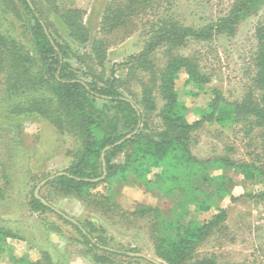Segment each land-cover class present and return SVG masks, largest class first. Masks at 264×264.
Wrapping results in <instances>:
<instances>
[{
    "label": "trees",
    "instance_id": "obj_1",
    "mask_svg": "<svg viewBox=\"0 0 264 264\" xmlns=\"http://www.w3.org/2000/svg\"><path fill=\"white\" fill-rule=\"evenodd\" d=\"M16 1L29 17L36 55L1 31L0 18V82L3 81L7 97L15 100L5 113L9 122L0 126V133L21 135L25 118L45 121L58 135L68 136L73 142L68 150L70 166L45 176V188L63 197L74 196L92 212L108 216L122 211L117 199L123 188L141 186L158 198L171 201L168 214L151 206L136 208L129 214L150 218L148 233L156 257L164 264H219L215 254H203L200 249L216 235L225 236L228 230V208H222L221 202L228 199L231 204L245 196L264 209V188L234 197L236 181L225 176L232 172L241 182L264 186V17L254 29L255 46L250 60L253 74L241 97L230 101L219 89L210 88L208 103L193 110V122L187 120L188 109L180 95L198 97L211 78L195 56L176 52L191 42H207L219 34L232 35L242 21L264 14V0H233L224 15L202 25L185 24L174 11L173 0H110L100 20L102 36L145 18L147 40L143 50L126 63L127 80L136 81L141 88L142 110L119 92L125 81L114 75L102 85L80 79L67 61V40L52 34L48 21L32 0L29 2L33 8L27 0ZM45 2L49 13L63 25L67 39L80 46L91 43V55L103 60L106 44L92 37L84 23L85 12L64 5V0ZM14 3L15 0H0V7L10 10ZM157 51L164 53L162 66L155 63ZM177 81L183 82L181 91L176 88ZM157 101L162 103L160 107ZM98 102L102 103L101 108L97 107ZM152 114L158 126L147 128L145 115ZM14 119L18 123L10 122ZM203 127H214L218 135L238 127L246 137L258 133L259 146L249 153V161H234L226 155L200 160L192 154L191 145L194 134ZM106 147L110 148L104 153L105 177L101 179V154ZM120 154L123 160L115 162ZM1 175L6 187L9 180L5 173ZM5 191L0 186V203L6 198ZM45 201L50 203L46 197ZM28 205L33 211L54 214L70 225L85 245L106 256L95 255V263L122 264L112 259H134L128 255L131 252L121 253L94 243L83 225L44 206L33 193ZM201 214L209 218L199 220ZM10 240L20 237L0 215V259L5 257L11 264H64L53 262L47 252H42L37 261L17 258L8 244Z\"/></svg>",
    "mask_w": 264,
    "mask_h": 264
},
{
    "label": "rangeland",
    "instance_id": "obj_2",
    "mask_svg": "<svg viewBox=\"0 0 264 264\" xmlns=\"http://www.w3.org/2000/svg\"><path fill=\"white\" fill-rule=\"evenodd\" d=\"M32 1L43 18L48 21L52 34L57 39L60 37L59 40L65 39L69 43L70 52L67 61L80 79L87 83L96 82L102 85L111 79V75H114L117 79L125 81V85L119 89V92L137 104L141 110L143 109L140 103L141 88L136 81L127 80L126 63L130 57L142 52L147 40L143 29L144 17L137 18L131 25L112 35L102 36L99 32L100 20L110 0H64V5L73 6L85 12L84 23L92 37L105 42L106 52L103 60L100 61L91 55V43L80 46L67 39L63 25L49 13L46 0ZM232 1L173 0L171 3H173L174 11L181 20L185 21V24L202 25L224 15ZM14 5V8L10 10L0 7L1 31L11 36L35 56L28 27L29 17L18 1L15 0ZM263 17L264 14L261 12L238 24L230 36L219 34L207 42H191L186 48L176 52L183 56H195L204 72L211 78L210 84L199 93L198 97L180 95L188 109L189 122L196 120L193 110L208 103L210 88L219 89L230 101L241 97L244 87L248 85L253 74L250 60L255 46L254 29ZM155 55V63L162 66L163 51H157ZM176 88L181 91L183 82L177 81ZM7 96L1 81L0 126L9 122L5 113L9 105L15 103V100ZM101 104L98 102L97 107L101 108ZM161 104L157 101L158 107ZM10 122L18 123V120L14 119ZM145 122L147 128L158 126L155 114L145 115ZM258 137V133L246 137L240 127L221 135H218L214 127H203L194 134L191 152L200 160L226 155L234 161H249L251 158L249 153L256 151L259 146ZM72 146L73 142L68 136L58 135L48 123L39 118L23 119L21 135H16L15 132L0 133V186L6 190V198L0 203V215L6 222V226L20 237V240L8 241L12 254L17 258L24 256L31 261H37L41 258L42 252H47L53 262L64 264H97L94 261L95 255L105 256L85 245L77 232L54 214L39 213L30 209L28 205L30 195L34 194L35 189L39 187V196L43 200L45 197L48 198L50 206L67 218L83 225L90 233L88 237L92 238L94 243L121 253H141L162 262L154 253V244L148 233L150 218L148 216L135 218L129 214L142 206L157 207L164 214H168L171 208L169 199L158 198L141 186L123 188L117 199L122 211H117L115 215L104 216L101 213L92 212L74 196L63 197L45 188L44 185L41 186L45 176L62 172L70 166L71 158L68 156V150ZM122 160L123 154H120L114 161ZM2 173H5L9 180L6 187ZM225 176L232 177L236 181L232 191L234 197L250 192L257 193L264 188L259 183L241 182L232 172H226ZM222 206L224 208L231 206L227 221L228 230L225 236L216 235L200 249V252L208 255L215 254L219 264L224 262L264 264V209L262 206L248 200L245 196L242 200L231 204L228 199H224ZM198 218L203 221L209 216L201 214ZM112 260L122 264L149 263L136 257L131 260L123 257ZM0 264L11 263L4 257L0 259Z\"/></svg>",
    "mask_w": 264,
    "mask_h": 264
},
{
    "label": "water",
    "instance_id": "obj_3",
    "mask_svg": "<svg viewBox=\"0 0 264 264\" xmlns=\"http://www.w3.org/2000/svg\"><path fill=\"white\" fill-rule=\"evenodd\" d=\"M30 8H33L31 3L29 2V0H27ZM135 133V132H134ZM133 133V134H134ZM132 136L131 135H127L123 140H121L120 142H118L117 144H120L122 142H124L125 140L129 139L130 137ZM110 147H106L102 154H101V161H102V166H103V176L101 177V179H103L105 177V171H104V167H105V161H104V153L105 151H107ZM45 184V181H43L41 183V186ZM34 197L36 199H38L44 206L46 207H49L50 209H52L54 212L58 213V214H62L60 211L54 209L52 206H50L45 200H43L40 196H39V187H37L34 191ZM62 216L65 218V219H68V220H71L69 218H67L65 215L62 214ZM72 222L76 223L75 221L71 220ZM77 224V223H76ZM129 256H132V257H136V258H141V259H144L146 260L147 262L151 263V264H164L162 262H159L157 260H154L152 258H149L148 256L144 255V254H141V253H128Z\"/></svg>",
    "mask_w": 264,
    "mask_h": 264
},
{
    "label": "crops",
    "instance_id": "obj_4",
    "mask_svg": "<svg viewBox=\"0 0 264 264\" xmlns=\"http://www.w3.org/2000/svg\"><path fill=\"white\" fill-rule=\"evenodd\" d=\"M236 197H238V196H236ZM223 201H224V200H223ZM223 201H222V202H223ZM222 202H221L220 206H221L222 208H224V207L222 206ZM231 206H232V205H231ZM231 206H230V207H231ZM225 207H226V206H225ZM230 207H226V208H228V214H229V212H230ZM228 216H229V215H228ZM207 219H208V218H207ZM207 219H206V220H207ZM227 221H228V218H227ZM227 221L225 222V225L228 227ZM230 263L239 264V263H235V262H230Z\"/></svg>",
    "mask_w": 264,
    "mask_h": 264
}]
</instances>
